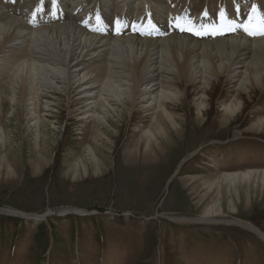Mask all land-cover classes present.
<instances>
[{
  "label": "rangeland",
  "instance_id": "374dc122",
  "mask_svg": "<svg viewBox=\"0 0 264 264\" xmlns=\"http://www.w3.org/2000/svg\"><path fill=\"white\" fill-rule=\"evenodd\" d=\"M64 1L79 18L99 2L75 0L79 11ZM131 1L138 17L117 37L205 44L237 32L199 37L175 25L194 23L211 4L216 21L219 8L234 4L240 17L253 4L264 14V0H154L174 14L153 38L133 30L149 17L145 0ZM38 2L3 7L28 26ZM125 12L107 17L111 28ZM70 18L49 25L80 28ZM11 54L0 53V67ZM19 64L28 65L15 74ZM48 64L29 53L0 68V209L20 212H0V264H264V238L247 227L264 234V86L227 74L189 82L163 71L153 100L152 90L134 99L106 74L87 111L95 104L83 99L80 76L49 74Z\"/></svg>",
  "mask_w": 264,
  "mask_h": 264
},
{
  "label": "bare ground",
  "instance_id": "6f19581e",
  "mask_svg": "<svg viewBox=\"0 0 264 264\" xmlns=\"http://www.w3.org/2000/svg\"><path fill=\"white\" fill-rule=\"evenodd\" d=\"M18 1L22 0H0V53L12 52L8 59L3 60L1 67H8L6 65L9 63V69L7 68L9 71L18 65L21 58L26 57L29 53H36V57L41 61L50 63L43 69L47 73L65 74L67 79H70L72 74H75L76 79L80 76L77 80L78 85L82 88L83 99L87 102V106L95 104L93 107H89L87 111L96 108L97 101L94 99L98 98L99 90L97 89L105 85L103 80L106 74L119 77L120 86L125 87L121 88L122 91L127 90L133 98L139 95L146 98L152 90L150 100L154 99L153 94L161 85L159 78L163 71L176 74L189 82H192L193 79H204V74H212L216 78L220 74H227L231 79L243 78V82H248L253 85V88L264 86V37L253 38L243 31H237L236 35L219 38L205 44L195 42L190 37L176 36L159 42L148 38L139 40L132 39V37L120 38L117 35L122 30L128 29L129 21L134 20L139 14L136 10L132 14L131 0H98L99 2H95L94 7L86 11L82 18L76 17L78 16L76 12L66 10L68 6L66 4L70 1L55 0V7H53V0H39L40 6H35L29 13L30 18L27 26L14 18H10L9 11L3 7L7 4V7L15 8ZM24 1L29 2V0ZM72 1L73 5L75 2L77 3L73 9L79 6L78 10L81 11L82 2ZM119 1H124L125 4L123 6L117 5ZM145 2L148 9V25L144 29L136 25L135 29H139V32L144 34L151 32L150 35L153 38H158L162 35L161 29L167 28L170 21L173 20L174 11L170 9L169 5L164 6V3L157 5L154 0H145ZM43 5H47L49 8L46 9V6L43 7ZM168 7L170 8L168 9ZM24 10L25 8L22 6L18 10L15 9V12L24 14ZM46 10H49V13H44ZM119 11H126L124 20L118 23V27L111 28L107 17L111 14L113 16L115 13L119 14ZM206 11L208 12L207 17L203 14L196 15L193 23L196 28L201 25L211 26L220 22L213 17L212 4ZM227 12L230 16L235 15L238 21L246 20V17L237 15L236 10L229 8ZM178 13L181 15V12ZM184 15H186L184 19L188 20L187 16L189 15ZM70 17L79 23L80 28L71 25H49V22L55 18L67 20ZM44 23H48L45 25L49 26L38 28V25ZM187 24L188 21H183L181 25L187 27ZM47 40L55 46L51 48L55 50L56 55L44 47ZM30 45L35 47L34 50L29 47ZM94 64L95 66L92 68ZM27 65L19 64L15 74H21L19 73L20 67H27ZM54 65H60V67ZM36 66L38 67L36 69L40 70L39 66ZM121 78L125 79L121 80ZM150 83L152 87L149 89ZM144 85H146L145 89L141 90L140 88L138 90V87ZM112 97L110 96V98ZM153 105L156 107V103ZM91 116L93 114H90L88 118ZM0 212L20 213L2 209ZM63 214L65 215L66 211ZM25 215L31 218L44 217V215L35 214ZM171 218L175 221L185 222L200 220L176 216ZM238 225L241 224L238 223ZM247 227L264 238V234L260 230L251 226Z\"/></svg>",
  "mask_w": 264,
  "mask_h": 264
},
{
  "label": "snow or ice",
  "instance_id": "6c2138e0",
  "mask_svg": "<svg viewBox=\"0 0 264 264\" xmlns=\"http://www.w3.org/2000/svg\"><path fill=\"white\" fill-rule=\"evenodd\" d=\"M53 7H55V0H53ZM234 7L236 8V14H239V6L234 4ZM203 15L207 17L208 12L205 11ZM217 16L220 22L211 26L201 25L199 28H196L191 20L188 21L189 27H182L180 24H176L175 26L180 31H187L199 37L223 36L237 31H243L246 35L253 38L264 37V14L261 13V6L257 4L251 6L250 14L243 22L238 21L235 15L230 16L226 8H219ZM149 23L151 22L149 21ZM134 30L139 31V29ZM148 34L150 35L151 32Z\"/></svg>",
  "mask_w": 264,
  "mask_h": 264
}]
</instances>
